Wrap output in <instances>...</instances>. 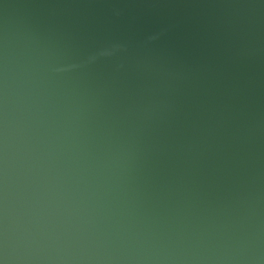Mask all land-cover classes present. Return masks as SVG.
<instances>
[{
	"label": "water",
	"instance_id": "obj_1",
	"mask_svg": "<svg viewBox=\"0 0 264 264\" xmlns=\"http://www.w3.org/2000/svg\"><path fill=\"white\" fill-rule=\"evenodd\" d=\"M0 264H264V0H0Z\"/></svg>",
	"mask_w": 264,
	"mask_h": 264
}]
</instances>
